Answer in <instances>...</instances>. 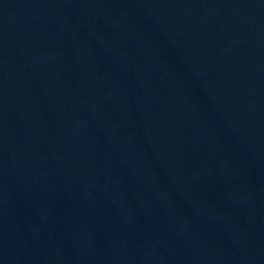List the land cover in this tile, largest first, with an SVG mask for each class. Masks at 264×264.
Returning <instances> with one entry per match:
<instances>
[{
	"label": "water",
	"instance_id": "obj_1",
	"mask_svg": "<svg viewBox=\"0 0 264 264\" xmlns=\"http://www.w3.org/2000/svg\"><path fill=\"white\" fill-rule=\"evenodd\" d=\"M264 184V0H0V229Z\"/></svg>",
	"mask_w": 264,
	"mask_h": 264
}]
</instances>
